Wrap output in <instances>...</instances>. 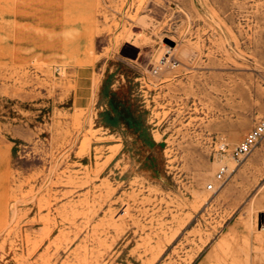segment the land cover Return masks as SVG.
<instances>
[{"label": "rangeland", "instance_id": "1", "mask_svg": "<svg viewBox=\"0 0 264 264\" xmlns=\"http://www.w3.org/2000/svg\"><path fill=\"white\" fill-rule=\"evenodd\" d=\"M263 117L264 0H0V264H264Z\"/></svg>", "mask_w": 264, "mask_h": 264}, {"label": "built area", "instance_id": "2", "mask_svg": "<svg viewBox=\"0 0 264 264\" xmlns=\"http://www.w3.org/2000/svg\"><path fill=\"white\" fill-rule=\"evenodd\" d=\"M264 139V117L260 119L257 125L250 130L240 143L233 149L231 156L234 160L240 161L242 158L250 155L258 144ZM228 172L227 166L220 167L215 181L223 182ZM209 190H214V184L208 185Z\"/></svg>", "mask_w": 264, "mask_h": 264}, {"label": "bare ground", "instance_id": "3", "mask_svg": "<svg viewBox=\"0 0 264 264\" xmlns=\"http://www.w3.org/2000/svg\"><path fill=\"white\" fill-rule=\"evenodd\" d=\"M156 72V71H155Z\"/></svg>", "mask_w": 264, "mask_h": 264}, {"label": "crops", "instance_id": "4", "mask_svg": "<svg viewBox=\"0 0 264 264\" xmlns=\"http://www.w3.org/2000/svg\"><path fill=\"white\" fill-rule=\"evenodd\" d=\"M264 150V149H263Z\"/></svg>", "mask_w": 264, "mask_h": 264}]
</instances>
